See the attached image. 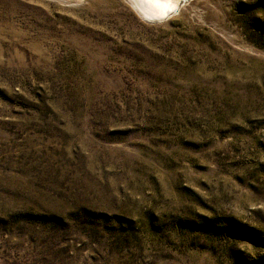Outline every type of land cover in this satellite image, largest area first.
Listing matches in <instances>:
<instances>
[{
    "label": "rangeland",
    "instance_id": "374dc122",
    "mask_svg": "<svg viewBox=\"0 0 264 264\" xmlns=\"http://www.w3.org/2000/svg\"><path fill=\"white\" fill-rule=\"evenodd\" d=\"M0 264H264V0H0Z\"/></svg>",
    "mask_w": 264,
    "mask_h": 264
},
{
    "label": "bare ground",
    "instance_id": "6f19581e",
    "mask_svg": "<svg viewBox=\"0 0 264 264\" xmlns=\"http://www.w3.org/2000/svg\"><path fill=\"white\" fill-rule=\"evenodd\" d=\"M57 1L62 4H71V3H78L82 0H52ZM87 1V0H84ZM128 4L134 6L137 10H135L144 20L150 21L152 16L157 19L162 17V15L166 14L168 11L174 10L178 6L185 5L190 0H125ZM193 5L192 3H190ZM167 5V6H166ZM142 14V15H141ZM150 19V20H149Z\"/></svg>",
    "mask_w": 264,
    "mask_h": 264
},
{
    "label": "water",
    "instance_id": "95a60500",
    "mask_svg": "<svg viewBox=\"0 0 264 264\" xmlns=\"http://www.w3.org/2000/svg\"><path fill=\"white\" fill-rule=\"evenodd\" d=\"M134 7V6H133ZM135 8V7H134ZM136 8H137V6H136ZM135 8V10H137V12L139 13V11H138V9H136ZM179 8H181V5L179 6ZM179 12V10H178V6H177V8H175L174 10H171V11H168L166 14H164V15H162V17H160V18H157V19H155L153 16H152V19L150 20V21H148L147 20V22H150V23H160V22H164V21H166L167 19H169V17H171L172 15H174V14H176V13H178ZM140 14V13H139ZM142 15V14H141Z\"/></svg>",
    "mask_w": 264,
    "mask_h": 264
},
{
    "label": "snow or ice",
    "instance_id": "6c2138e0",
    "mask_svg": "<svg viewBox=\"0 0 264 264\" xmlns=\"http://www.w3.org/2000/svg\"><path fill=\"white\" fill-rule=\"evenodd\" d=\"M167 6V5H166Z\"/></svg>",
    "mask_w": 264,
    "mask_h": 264
}]
</instances>
